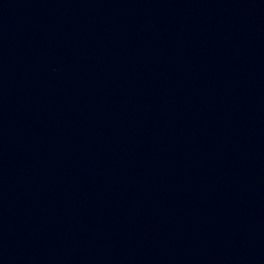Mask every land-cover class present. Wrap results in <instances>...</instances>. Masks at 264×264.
<instances>
[{
  "label": "water",
  "instance_id": "obj_1",
  "mask_svg": "<svg viewBox=\"0 0 264 264\" xmlns=\"http://www.w3.org/2000/svg\"><path fill=\"white\" fill-rule=\"evenodd\" d=\"M0 264H264V0H0Z\"/></svg>",
  "mask_w": 264,
  "mask_h": 264
}]
</instances>
